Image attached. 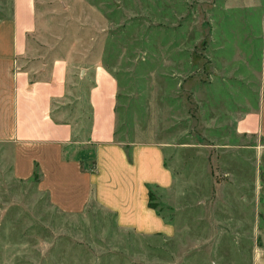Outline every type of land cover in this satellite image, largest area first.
Segmentation results:
<instances>
[{"label": "rangeland", "instance_id": "1", "mask_svg": "<svg viewBox=\"0 0 264 264\" xmlns=\"http://www.w3.org/2000/svg\"><path fill=\"white\" fill-rule=\"evenodd\" d=\"M13 4L0 0V54ZM36 11L28 67L71 56L64 111L81 139L104 66L119 88L118 141L163 149L173 183L149 204L169 232L139 234L84 208L77 180L47 178L40 164L15 176L0 145V264H263L264 134L238 124L264 115V0H36Z\"/></svg>", "mask_w": 264, "mask_h": 264}, {"label": "crops", "instance_id": "2", "mask_svg": "<svg viewBox=\"0 0 264 264\" xmlns=\"http://www.w3.org/2000/svg\"><path fill=\"white\" fill-rule=\"evenodd\" d=\"M2 27L10 34V46L0 54V145L12 147L13 174L28 179L40 164L47 178L77 180V202L84 208L96 203L114 214L118 225L139 234L168 233L169 226L149 204L152 189L173 183L163 149L118 141L114 76L104 66L95 68L88 95L91 127L81 139L77 123L64 111L76 87L71 56L56 59L49 69L28 67L36 55L30 44L38 31L36 0H14L12 19ZM41 73L44 77L37 78ZM262 123V111H254L238 129L262 135Z\"/></svg>", "mask_w": 264, "mask_h": 264}, {"label": "trees", "instance_id": "3", "mask_svg": "<svg viewBox=\"0 0 264 264\" xmlns=\"http://www.w3.org/2000/svg\"><path fill=\"white\" fill-rule=\"evenodd\" d=\"M151 197H152V194H151ZM151 208L155 209L153 206L150 205Z\"/></svg>", "mask_w": 264, "mask_h": 264}]
</instances>
